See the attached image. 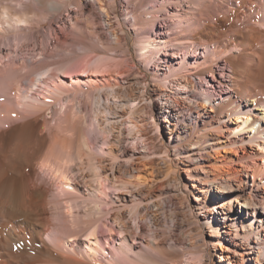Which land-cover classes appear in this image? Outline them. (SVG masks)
Masks as SVG:
<instances>
[{
    "label": "bare ground",
    "instance_id": "obj_1",
    "mask_svg": "<svg viewBox=\"0 0 264 264\" xmlns=\"http://www.w3.org/2000/svg\"><path fill=\"white\" fill-rule=\"evenodd\" d=\"M7 1L0 4V37L11 36V44L0 40V264H165L151 254L169 256L159 242L146 243L149 252L144 255L128 242L135 234L125 223L124 207L135 229L136 219L146 220L140 218L141 202L128 205L123 196L130 186L141 185L140 174L131 176L136 184L121 176L120 125L134 115V92L116 80L84 88L72 77L75 85L68 84L61 79L66 77L65 65L37 70L16 62L12 53L18 54L22 44L34 38L35 16L29 15L27 3ZM96 2L108 19L103 2ZM33 4L39 8L43 0ZM44 6L51 14L60 7L51 1ZM75 6L77 11L71 12L76 20L81 2ZM132 18L134 32L162 18L171 21L169 33L137 36L134 46L144 68L163 51L175 50L173 57L180 61L159 69L162 78H155L154 85L161 88L162 81L173 78L174 88H187L183 95L160 91L158 104L169 109L166 132L176 143H162L153 155L166 164L167 174L175 172L170 151L183 166L190 182H182L185 199L193 197L187 211L198 224L207 253L209 247L219 249L220 264H245L242 252L224 245L223 233L243 241L234 244L245 246L255 264H264V220L250 212L257 205L264 210V0H163L148 7L144 16ZM113 30L112 38L119 43ZM97 42L102 49L103 43ZM7 47L15 52L10 49L6 61L1 51ZM200 50L201 61H186ZM107 60L97 56L88 64L94 70L70 75L108 72ZM221 61L224 96L200 93L188 76L201 78L210 72L216 77L214 67ZM123 88L128 98H122ZM192 113L197 118L190 123L186 116ZM130 126L129 133L135 130L132 141L141 142V150L126 162L132 169L134 164L145 167L153 161L149 147L138 126ZM241 172L252 177L248 192ZM201 222L211 240L204 238ZM116 236L118 245L108 251L105 244Z\"/></svg>",
    "mask_w": 264,
    "mask_h": 264
},
{
    "label": "rangeland",
    "instance_id": "obj_2",
    "mask_svg": "<svg viewBox=\"0 0 264 264\" xmlns=\"http://www.w3.org/2000/svg\"><path fill=\"white\" fill-rule=\"evenodd\" d=\"M21 1L27 3L29 6V15L32 14L35 16L34 24L32 25V30L35 35L33 36L34 38L22 44L18 54L15 55V53H12L16 62L20 60L19 64L32 65L35 66L37 70L48 66L59 69L65 65L64 70H66V77L61 76V79L68 84H74L72 83V77L73 79L79 80V83L84 88H86L89 83L101 85L105 83L106 80L112 83L116 80L124 88H129L130 86L129 89L132 90V93L134 92L136 110L130 122L129 120H125L126 117L122 119L119 146L121 173L123 174H121V176H123V180H130L136 184V180L131 178V176L139 173L141 176L140 182H142L139 186H130L128 190L123 191V196L128 205L132 204L134 201L141 202L139 203L140 218H146V220L143 221L139 220V218L136 219L139 227L135 229L129 219L128 208L124 207L125 223L135 234L134 237L133 235L128 237V242L132 245L134 252L139 255H144L146 252L148 253L149 251L146 243L149 242L153 244L155 240V242H159L169 253L167 257H160L158 254L151 252L158 263L220 264L217 256L220 254L219 249L214 251L213 248L209 247L207 253L198 234V224L187 211V204L189 200L191 202L193 197L192 195H188V201L185 199V194H187V192L184 191L182 182H190L186 179V175L182 171L183 166L176 162L170 151L169 158L173 163L175 172L167 174L166 164H164L160 158H156V156L153 155V153L157 151V148L161 147L162 143L167 147L176 143L175 137L169 139V135L166 132L167 124L165 120L169 118V114L165 111L169 109L167 106L158 104L160 101V91L163 88L162 91L171 96L175 94L183 95L187 88H182V86H179L177 89L174 88L175 86H173V84L175 85L176 83L173 81V78L162 81L160 84L161 88L154 85L155 78H162V71L159 69H166L165 65H176L175 63L180 61V59L173 57L176 55L175 50L168 49L165 52L163 51L160 58H154V60L148 64L147 68H144L138 61V54L134 46L137 36H143L149 33L152 37L157 38V36H162L159 35L160 33H169L171 31L169 27L172 24L171 21L168 18H162L163 21L158 20L146 30L134 32V30H132V26L134 25L132 15L136 17L144 16V12L148 7L159 4L163 0H101L103 2V7H105L109 14L108 19L104 16V13L99 10L96 0H43V5L39 8H35L33 0ZM47 1L57 4L60 6L59 9H56L51 14L47 11L46 6H44ZM78 2H81L82 7H80L81 9L78 11V17L75 20L71 10L77 11L75 5ZM0 4L8 5V1L0 0ZM67 9H69V11ZM15 11H20V8H16ZM107 22L111 24L110 27L109 25L107 26ZM111 29L117 32L118 36L121 38L119 43L114 42ZM9 37L8 39L0 37V40L4 43L10 42L11 44V36ZM97 41L102 42L105 48L107 47V49L112 51L104 49V46L101 49V44ZM2 47L3 46H1V48ZM10 49L15 52V49L10 47L4 48V50L1 51L2 56H6L4 59L6 61L8 60L7 53H9ZM202 54L200 50V54L196 56V58L189 57L186 58V61H188V63L196 59L201 61L203 59L201 58ZM95 56H105L109 59L107 60L109 67L105 69L108 70V72H102L99 75L92 73H84L78 76L70 75L72 71L84 70L86 68L87 70H94L92 65L89 67V63L96 58ZM43 65L46 66L44 67ZM217 65V67L213 65L216 77H212L210 72H206L201 78H195L189 75L188 80L196 85L200 93L206 95L208 91H215L214 94L220 99L224 96L223 93L225 91L222 79L225 66L223 61L218 62ZM1 69L2 67L0 66V70ZM24 80L25 79L22 80L23 83ZM124 88L121 90L122 98H128L127 89ZM157 106H160L159 110ZM209 111L210 109H207V112ZM186 118L189 119L190 123H193L197 118V114L192 113L186 116ZM131 123L138 126L139 135L149 147L147 153L153 160L147 163L145 167H141L140 164H134L133 168L137 169V167H140L138 172L132 169L129 165L130 163L126 162L127 158H130L132 154L141 150V142L136 145L132 141L135 130L129 133V129H132L130 126ZM94 129V135L100 141L101 134L98 132L96 126ZM222 140H224V138H222ZM246 149L247 151L250 150L249 148ZM166 161H168V159H166ZM240 176L243 179H247V185L245 184V186L247 187L246 192H248L252 184V177L250 173L245 174L244 172H241ZM195 184L199 186V183L196 182ZM189 188L191 189V186ZM109 191L110 195L113 197L112 189ZM217 195L219 196L221 194L217 193L216 197ZM254 208L255 211L252 210V212L250 210L251 214H258L256 219L258 221L260 217L264 220V210L262 206L257 205ZM234 209V212L237 213L238 208ZM248 212L249 211L245 210V213ZM216 219H219V215H216ZM201 223L202 232L205 233L204 238L207 240L210 238L209 240H211L212 237L209 235L211 232L205 228L203 222ZM118 239L119 237L116 236L113 242L109 240L110 244H105V246L110 247L106 249L109 251L111 250V246H115V244L118 245ZM220 239L223 240L224 245H227V248L242 252L245 256V264H255L254 260L251 259L252 255H247L248 250L243 249L245 246H242L243 248L241 249L234 244V242L237 244H244L243 241L237 238L231 239V237L223 233L220 234ZM209 255L211 256V262L208 258Z\"/></svg>",
    "mask_w": 264,
    "mask_h": 264
}]
</instances>
